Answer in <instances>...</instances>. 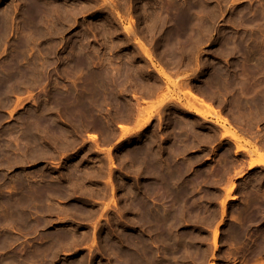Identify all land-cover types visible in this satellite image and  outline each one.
<instances>
[{"label":"rangeland","instance_id":"rangeland-1","mask_svg":"<svg viewBox=\"0 0 264 264\" xmlns=\"http://www.w3.org/2000/svg\"><path fill=\"white\" fill-rule=\"evenodd\" d=\"M0 83V264H264V0H0Z\"/></svg>","mask_w":264,"mask_h":264},{"label":"bare ground","instance_id":"bare-ground-1","mask_svg":"<svg viewBox=\"0 0 264 264\" xmlns=\"http://www.w3.org/2000/svg\"><path fill=\"white\" fill-rule=\"evenodd\" d=\"M36 6V5H35ZM30 8V7H29ZM31 9V8H30ZM36 10H37V8H36ZM35 10V11H36ZM38 11V10H37ZM36 11V12H37ZM187 11V10H186ZM33 11H31V13H32ZM36 12H34V13H36ZM40 12V11H39ZM57 12V11H56ZM30 13V12H29ZM183 13V12H182ZM44 15V14H43ZM185 16V15H184ZM190 16V15H189ZM32 17H33V15H32ZM32 17H29V18H32ZM36 17V16H35ZM28 18V17H27ZM41 18V17H40ZM180 18V17H179ZM183 18V17H182ZM187 18V17H186ZM38 19H39V17H38ZM43 19V18H42ZM35 20V19H34ZM180 20V19H179ZM178 20V21H179ZM177 21V22H178ZM192 21V20H191ZM181 23V22H180ZM190 24V23H189ZM34 25V24H33ZM42 25V24H41ZM179 25V24H178ZM179 26H181V25H179ZM43 27V26H42ZM183 28H184V26H183ZM188 28H189V26H188ZM55 29V28H54ZM187 31V30H186ZM179 32V31H178ZM183 32V31H182ZM253 37V36H252ZM251 55L253 56V53H251ZM249 56V55H248ZM1 84V83H0ZM1 86V85H0ZM2 87V86H1ZM9 87V86H8ZM2 90V89H1ZM4 90V89H3ZM6 91H8V90H6ZM5 91V92H6ZM2 93V92H1ZM7 93V92H6ZM3 94V93H2ZM1 96V95H0ZM258 161H256L257 163H264V160L262 159V157L261 156H259V159H257ZM255 162V163H256ZM255 163H253V164H255ZM264 165V164H263ZM230 200H234V197H232V198H230ZM226 207V201H224V203H223V208H225ZM215 247L217 248L218 246H217V244L215 245Z\"/></svg>","mask_w":264,"mask_h":264}]
</instances>
